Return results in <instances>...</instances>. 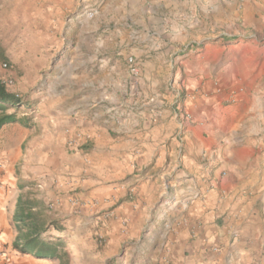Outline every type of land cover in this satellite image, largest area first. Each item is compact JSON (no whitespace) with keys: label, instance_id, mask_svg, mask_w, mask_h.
<instances>
[{"label":"crops","instance_id":"1","mask_svg":"<svg viewBox=\"0 0 264 264\" xmlns=\"http://www.w3.org/2000/svg\"><path fill=\"white\" fill-rule=\"evenodd\" d=\"M78 1L29 0L50 14ZM190 34L172 32L162 55L172 56ZM199 36L178 57L185 99L163 88L164 74L173 72L156 61H144L141 71L131 64L125 86L115 65L95 80L103 44L82 39L86 49L74 67L94 77H82L76 103L37 104L33 120L0 129V144L27 146L8 154V164L0 154V264H62L13 247L27 191L35 201L30 210L63 226L49 232L66 240L69 264H77L86 242L113 264H264V88L250 89L242 68L241 82L223 94L238 102L214 104L218 89L206 80ZM66 128L82 134L78 148H68Z\"/></svg>","mask_w":264,"mask_h":264},{"label":"rangeland","instance_id":"2","mask_svg":"<svg viewBox=\"0 0 264 264\" xmlns=\"http://www.w3.org/2000/svg\"><path fill=\"white\" fill-rule=\"evenodd\" d=\"M50 21L54 24L50 25ZM173 23H179V29H174ZM153 31L156 33L148 36ZM176 31L191 33L192 37L174 45L176 53L164 57L162 52L168 46L165 43L172 40L171 34ZM198 35L205 36L197 53L206 52V80L218 89L219 98L214 104L238 102L223 94L241 82L242 68L248 70L243 80L250 89L264 88V0H80L78 6L64 14H50L43 7L35 9L29 0H0V43L11 62L10 70L3 75L15 80L10 90L37 104L76 103L82 77H94L84 67H74L91 39L103 44L96 58L95 80H102L115 65V75L125 86L131 74L129 58L133 56L140 71L144 61H156L164 70L173 72L172 76L164 74L161 78L163 88L175 95L180 92V99H185L187 76L183 60L178 57L193 48L190 40ZM135 47L145 52L130 55ZM155 53L161 54L156 57ZM177 67L181 68L178 77ZM27 113L23 109L16 112L20 118ZM17 147L25 153L27 146L16 142L0 144V157L6 164L10 162L7 155L12 156ZM22 166L23 160H19L20 173ZM86 247L83 254L76 256L77 264H113L99 255V248L87 242ZM65 259L73 261L70 254Z\"/></svg>","mask_w":264,"mask_h":264},{"label":"trees","instance_id":"3","mask_svg":"<svg viewBox=\"0 0 264 264\" xmlns=\"http://www.w3.org/2000/svg\"><path fill=\"white\" fill-rule=\"evenodd\" d=\"M0 62H11L6 54L5 48L0 43ZM37 102L20 98L16 92L7 88L6 84L0 81V129L10 122H21L17 116V110L27 111L26 119L33 120L36 113L40 111ZM10 109L16 110L9 113ZM16 173L18 171L16 170ZM32 192H24L19 197V224L17 226L18 236L13 242V247L24 254H32L38 258L60 259L62 264H69L65 257L69 256L66 249V240L61 236H52L49 231L52 228L62 231L64 228L58 220L48 222L39 215L30 210L34 205V198H30Z\"/></svg>","mask_w":264,"mask_h":264},{"label":"built area","instance_id":"4","mask_svg":"<svg viewBox=\"0 0 264 264\" xmlns=\"http://www.w3.org/2000/svg\"><path fill=\"white\" fill-rule=\"evenodd\" d=\"M90 14H93V12H91ZM129 62L134 64V58L130 57ZM10 68L11 67H10V64L8 62H0V81L4 82L8 89L13 88V86L15 85V80L13 77H6L3 75V72L9 71ZM132 71L135 74H137L138 69L135 66H133ZM17 95H19V94H17ZM176 96H177V98H180L181 93L178 92V94ZM186 118L191 119V114L187 113ZM65 132L67 135L66 144H67L68 148H72V149L78 148L80 145V142L82 141V137H83L82 134L76 133L75 135H71V132H72L71 128H66Z\"/></svg>","mask_w":264,"mask_h":264}]
</instances>
